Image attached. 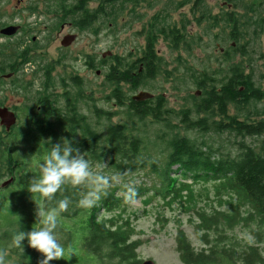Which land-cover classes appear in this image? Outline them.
Here are the masks:
<instances>
[{
	"label": "trees",
	"instance_id": "obj_1",
	"mask_svg": "<svg viewBox=\"0 0 264 264\" xmlns=\"http://www.w3.org/2000/svg\"><path fill=\"white\" fill-rule=\"evenodd\" d=\"M215 1L217 12L209 0H95L96 8L84 13L109 17L94 18L97 37L103 30L118 34L142 22L143 30L137 34L145 45L136 60H131L132 54L108 59L103 87L111 92L103 101L114 103L118 112L100 107L96 100L94 124L79 116L73 130L47 134L42 146L38 140L36 149L12 157L16 182L13 189L0 195L2 264H38L42 254L28 247L27 240L21 247L14 246L13 235L38 230L42 224L36 221L37 208L54 210L57 201L65 197L70 203L58 214L56 229L65 255L49 264H143L139 256L143 242L135 239L136 228L125 216L128 205L148 193L154 192L166 203L187 193L191 209L195 198L191 185L195 183L214 184L216 199L229 205L231 212H195V232L203 248L196 249L187 233L179 230L176 246L182 264H264L259 247L241 250L235 234L236 228L247 227L256 217L264 225V77L258 80L254 67L257 54L264 67V51L257 48L264 39V0ZM156 7L159 10L152 16L142 12ZM185 7H190L191 18L173 19ZM125 15L134 18L125 22ZM192 25L202 32L192 33ZM160 42L177 55L183 72L168 70L171 63L159 55ZM197 52L204 55L203 60ZM184 76H189L201 96L189 94V107L180 111L170 109L163 94L136 103L125 91L127 86L131 92L144 90L149 80L158 77L186 84ZM117 115H125L128 122L114 124ZM155 125L163 128L152 136L158 157L150 151L149 131L144 129ZM181 130L195 135H182ZM224 135L233 141L227 146L214 144L213 138ZM60 139L74 142L91 168L107 165L101 175L110 172L109 186L91 208L78 203L91 190L87 184H65L52 200L27 191L30 179L39 177L37 171L29 170V164L43 163L52 143ZM141 172L153 174L160 186L130 185ZM187 179L192 180L191 185ZM244 208L247 218L242 215Z\"/></svg>",
	"mask_w": 264,
	"mask_h": 264
},
{
	"label": "flooded vegetation",
	"instance_id": "obj_2",
	"mask_svg": "<svg viewBox=\"0 0 264 264\" xmlns=\"http://www.w3.org/2000/svg\"><path fill=\"white\" fill-rule=\"evenodd\" d=\"M13 2L0 0V195L15 185L16 153L73 130L79 116L94 124L95 86L85 72L105 76L114 57L95 54L94 18H109L84 15L95 0H16L10 10ZM84 36L87 47L77 48Z\"/></svg>",
	"mask_w": 264,
	"mask_h": 264
},
{
	"label": "rangeland",
	"instance_id": "obj_3",
	"mask_svg": "<svg viewBox=\"0 0 264 264\" xmlns=\"http://www.w3.org/2000/svg\"><path fill=\"white\" fill-rule=\"evenodd\" d=\"M150 1V0H149ZM156 1V0H155ZM32 2L30 1V4ZM97 3V2H96ZM96 3L92 6H96ZM209 3L212 7H214L215 11H218L217 3L215 0H209ZM16 5V0H14L12 7L10 10ZM154 11L144 10L148 14V16H152L156 11L159 10V7ZM214 11V12H215ZM187 17V19L191 18L190 7H185L183 10L177 12L173 15V19L176 21H180L181 18ZM125 22H129V18H125ZM147 18L146 20H148ZM192 24H194L192 22ZM142 29V22H138L131 26L127 30H122L118 34H113L108 30H103L101 32H105L101 34L99 37L95 38V54L97 57L101 58L102 54H105L106 57L110 56H129L132 53V56L136 58V55H139L141 52L139 51L144 45L145 41L143 37L138 36L137 32ZM192 33H201V28H198L197 25H192L191 27ZM219 33V31L214 32ZM208 38H205V41ZM92 40V39H91ZM88 36H84L79 44L76 46L80 48L83 44L87 47ZM219 46V45H218ZM258 52L264 51V39L262 43L257 46ZM159 55L164 57L167 62L171 63L169 65V71L172 69L178 68L179 72H183V67H178V63L176 62L177 55L171 54L170 50L167 46L160 42L158 47ZM87 52V51H86ZM131 56V57H132ZM196 56L199 57L200 60H203V54L201 52H197ZM112 57V58H114ZM259 54L255 56L254 67L256 70V78L258 80H262L264 77V67L262 59H259ZM86 76L89 80H93L95 86L96 99L99 100V106L105 108L109 111H116L117 107L114 103L106 104L104 102V95H108L111 90H107L103 87L105 82L104 73L99 72L98 74L92 72H85ZM81 74H84L81 71ZM103 76H98V75ZM182 79V78H181ZM184 82H171L167 81L163 77H158L153 80H149L148 87L144 90H138L136 92H131L128 87H125V91L128 96L134 97L141 92H147L154 96L163 94L168 102V107L172 110L180 111L183 107H189L190 103L188 100V95H197L200 91L190 82L189 76H184ZM264 81V79H263ZM179 87L180 91H175V89ZM189 88V90H187ZM104 89L106 90L104 93ZM201 96V93L200 95ZM198 96V97H199ZM262 107H264L262 105ZM117 110L116 112H118ZM114 124L117 123H127L125 115H117L112 119ZM175 124H179V120L174 121ZM145 130L149 131L150 141L149 148L152 151L154 156L156 155V150L153 148V140L156 131L163 130L161 126H146ZM180 133L182 135H187L193 137L195 134L193 132H185L181 130ZM214 144L217 145L223 144L227 146L229 142L233 141L232 137L228 135H224L221 138H213ZM27 153V152H26ZM160 155V154H159ZM107 165H103L102 167L94 166L91 170L94 173L104 174V169ZM29 170L37 171L40 175L39 164L34 161L29 164ZM105 174L109 177L110 172L107 171ZM132 186H140L144 184L148 188H152L155 185L157 187L160 186L159 180L150 172H141V174L135 176L134 181H129ZM183 182V180H179V183ZM187 184L191 185L192 180L187 179ZM138 184V185H137ZM191 191L194 193L195 198L192 203H194L193 208L190 209L191 201L190 196L188 197L187 193H184L181 198L176 197L171 203H166L161 196H156L153 193H148L144 196L139 197L134 200L132 204L128 205L125 216L130 217L133 222L137 235L135 239L142 240L143 246L139 249V256L142 259L143 263L151 262L153 264H182L179 253L177 252L176 246V234L179 230H184L192 244L196 249L201 250L203 248L202 241L200 240V236L195 232L196 227L195 224L198 221L197 215L195 212L197 210H205L207 212H213L214 210H223L227 212H231L229 205L220 204L219 200L216 199V191L214 184H193L191 185ZM178 187V185L176 186ZM188 198V199H186ZM189 206V207H188ZM196 206V207H195ZM247 208H244L242 211V215L247 218V215L244 211ZM235 234L240 240V248L241 250H245L247 246H258L260 252L264 256V225L260 224L259 218H255L254 222L249 223L247 227H238L235 229Z\"/></svg>",
	"mask_w": 264,
	"mask_h": 264
},
{
	"label": "clouds",
	"instance_id": "obj_4",
	"mask_svg": "<svg viewBox=\"0 0 264 264\" xmlns=\"http://www.w3.org/2000/svg\"><path fill=\"white\" fill-rule=\"evenodd\" d=\"M40 175L30 179L27 191L45 200H52L54 194L63 190L65 184L73 187L87 184L91 190L80 200L79 206L91 208L100 198V193L109 186V177L94 173L89 162L81 154V150L74 146V142L60 139L52 143L47 157L39 165ZM116 180V177H112ZM129 192L134 195L132 189ZM70 200L65 197L56 203L54 210L45 211L37 208L36 221L42 224L38 230L21 231L13 235L12 242L16 247H21L27 240L28 247L42 254L38 264H49L50 261L63 259L65 248L59 243L56 236L58 227V214L67 210ZM2 264V261H0Z\"/></svg>",
	"mask_w": 264,
	"mask_h": 264
},
{
	"label": "water",
	"instance_id": "obj_5",
	"mask_svg": "<svg viewBox=\"0 0 264 264\" xmlns=\"http://www.w3.org/2000/svg\"><path fill=\"white\" fill-rule=\"evenodd\" d=\"M223 51V50H222ZM108 56H110V54H108ZM200 93H197L196 96H199ZM154 98V95L152 94H149L147 92H141L139 93L138 95L134 96L133 97V102H136V103H142V102H145L147 100H151ZM144 264V263H143ZM145 264H153L151 262H148V263H145Z\"/></svg>",
	"mask_w": 264,
	"mask_h": 264
}]
</instances>
